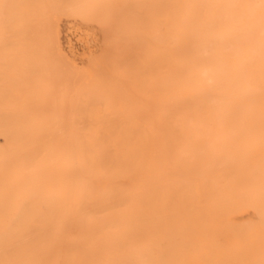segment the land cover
<instances>
[{"label":"bare ground","instance_id":"6f19581e","mask_svg":"<svg viewBox=\"0 0 264 264\" xmlns=\"http://www.w3.org/2000/svg\"><path fill=\"white\" fill-rule=\"evenodd\" d=\"M241 8L251 1L0 0V264L257 250L264 39Z\"/></svg>","mask_w":264,"mask_h":264},{"label":"rangeland","instance_id":"374dc122","mask_svg":"<svg viewBox=\"0 0 264 264\" xmlns=\"http://www.w3.org/2000/svg\"><path fill=\"white\" fill-rule=\"evenodd\" d=\"M252 3V10L248 13L244 11L243 8L239 9V13L244 15L251 16L252 19L257 23L258 32L257 39H264V0H250ZM243 19V16H240ZM259 29H261L259 31ZM82 33V34H81ZM67 38L73 44V46L79 50L84 51L86 46L88 45V38H86L85 33L82 29H74L72 31L67 32ZM259 41V40H258ZM258 44V48H262L257 50V53H264V41L256 42ZM244 43H241L240 46L243 47ZM240 55L243 54V50H240ZM264 69V67L259 66L257 69ZM243 101L250 102L248 97L243 98ZM7 222H12L13 218H6ZM262 236V237H261ZM260 242L258 244L257 250H250L247 252H243L242 254L234 253L232 251H225L224 248H220L216 253V263L217 264H264V235H261ZM49 261V262H48ZM48 262V263H47ZM43 264H51V260L46 258Z\"/></svg>","mask_w":264,"mask_h":264}]
</instances>
